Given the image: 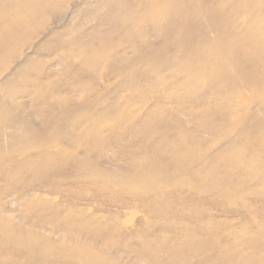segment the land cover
Listing matches in <instances>:
<instances>
[{
  "label": "rangeland",
  "instance_id": "obj_1",
  "mask_svg": "<svg viewBox=\"0 0 264 264\" xmlns=\"http://www.w3.org/2000/svg\"><path fill=\"white\" fill-rule=\"evenodd\" d=\"M163 4L168 20L156 16ZM254 10L238 0H0V33L9 28L0 36V264H108L103 242L111 255L134 248L144 208L137 201L152 187L139 173L130 187L138 163L158 181L175 172L146 207L152 233L164 225L162 213L184 212L187 223L220 224L206 241L242 225L263 244L264 87L248 86L259 87L253 73L264 71V4L255 13L262 23L236 36L251 48L234 54L242 65L216 51L211 28L217 15L230 37ZM92 129L96 149L81 137ZM170 150L188 154L181 169ZM82 153L105 165L100 176L89 171L86 186L69 174ZM124 201L137 207L112 206ZM56 218L79 222V239L65 240ZM132 257L117 262L139 264Z\"/></svg>",
  "mask_w": 264,
  "mask_h": 264
},
{
  "label": "bare ground",
  "instance_id": "obj_2",
  "mask_svg": "<svg viewBox=\"0 0 264 264\" xmlns=\"http://www.w3.org/2000/svg\"><path fill=\"white\" fill-rule=\"evenodd\" d=\"M192 1V0H191ZM229 1V0H228ZM239 4H250L251 7L257 6V10L251 11L249 15L251 16L249 22L247 24H241L237 27H233L230 32V37H226L222 30L218 29V23L216 22L217 15H215V21H212V30L216 34V40L213 47L216 51L221 55H227L228 63H233L234 66H239L242 63L238 60L235 61L234 54L235 53H244L248 54L249 49L241 46L240 43L236 42V36L239 35V29H244L245 26L247 29L249 27H253L256 24L262 23L259 16L256 15V11L260 10V4H264V0H238ZM205 4V2L203 3ZM161 11H158L159 14H156L158 18L162 17L168 20V11L167 5L163 4L160 6ZM263 11V10H262ZM180 16V17H179ZM220 16V15H218ZM222 16V15H221ZM148 18H150L148 16ZM179 19L183 20L181 15H178ZM150 19H155L154 17ZM180 23L182 21L179 20ZM171 25V22L169 23ZM250 25V26H249ZM244 26V27H243ZM9 28L3 27L0 33V36L4 33H8ZM16 33V32H15ZM174 32H166L165 35L167 37H172ZM13 35V34H12ZM170 35V36H169ZM1 39V38H0ZM226 40V41H225ZM5 49V45L0 42V51ZM219 55V56H220ZM262 56V55H261ZM259 56V57H261ZM153 58V57H150ZM149 58V60H150ZM148 60L147 58H144ZM153 60V59H151ZM261 63V62H260ZM229 65V64H227ZM252 67H256L255 63H252ZM229 69V68H228ZM264 69V68H263ZM233 70V69H232ZM258 70H255L253 74H256L259 77L260 86L259 87H252L248 86L249 90L252 92H260L262 91V87H264V71H262L259 75L257 74ZM234 72V71H233ZM232 72V73H233ZM230 73V72H229ZM235 74V73H234ZM189 80H185V83H188ZM261 88V89H260ZM255 95V94H254ZM241 99H244V95H240ZM242 106L247 104L249 101L248 99L241 100ZM17 110V108H16ZM17 128L22 127V121H16ZM216 128V127H215ZM92 134L90 135H82L84 137L88 146L91 149L99 148V143L96 142L97 133L94 129H92ZM181 143V142H179ZM158 149H161L160 147ZM167 149V148H166ZM163 150L165 147L163 146ZM162 151V149H161ZM163 152V151H162ZM169 157L177 161L178 169L182 168V161L181 159L189 158L188 154L186 155H178V150H170L168 152ZM159 157V152L157 153ZM40 156L34 158L30 157L22 164V169L30 163L34 162ZM1 158V157H0ZM42 159V158H41ZM40 159V160H41ZM250 162V160H248ZM105 166L103 163L100 162V157H97L93 160L89 159L87 153H82L75 158V167L74 169L69 171L70 176H78L83 178L82 183L83 186L90 184L88 181V174L89 171L94 168V172L98 173L100 176V172L97 167ZM21 169V170H22ZM181 172V171H180ZM138 173L142 175L143 180L148 181L149 184L152 186L150 192L144 196V199H139L137 202H143L144 208L140 209L142 212L141 222L139 226L134 229L132 232V239L135 240L137 243L134 248H125L120 254L116 253L115 255H111L110 245L108 246L107 243L103 242V255L101 256L103 259L107 260L108 264H118L117 260H122L128 256H133L132 258H136V262L139 264H264V242L261 244L259 239L253 237L252 239H248L251 234L246 230V226H239L237 229L230 228L229 230L224 231V233L218 236L216 241L207 240L202 237V235L206 234L210 237H213V233L216 231L217 227L220 225L218 222L214 220L212 217H195L191 223H187L186 220V213L184 212H173L171 213H162L164 218V225L160 227V230L156 233H152V227L156 224V219L154 217L148 216L150 209H146L153 202V191L157 186L162 183H165L167 180H171L172 175L175 173L173 170L169 171L166 174L162 175L160 181L155 180L154 178L147 177L144 175V171L142 165L140 163L137 164L135 170V177L133 178V185H137L140 180H136ZM199 179H205L203 173L198 174ZM98 185L97 190L99 191H106L107 186L102 189ZM122 186V185H120ZM125 187V186H124ZM130 187H127V192L134 193L133 190H129ZM121 190H124L120 188ZM134 189V188H133ZM125 191V190H124ZM105 194V193H104ZM132 197L131 195H128ZM32 200L28 202L30 207H43L47 204H31ZM136 201V200H135ZM134 201V202H135ZM137 202L132 203V201H124V202H113L112 206L126 211H131L137 207ZM10 203H13L11 201ZM115 215V214H114ZM118 217L117 215L112 219V223L108 224L110 226L108 229L110 234H114L116 232V226L118 225ZM55 223L53 227H58L61 230L62 236L65 240H77L79 239L78 235L80 234V225L79 222L74 221L73 219H61L56 218L54 220ZM52 222H48L45 224H50ZM232 226V225H228ZM151 229V230H150ZM245 229V230H243ZM259 230V227L257 226ZM152 231V232H151ZM134 234V235H133ZM239 236H244V239H247L244 243V246H239L240 242L238 241ZM94 240V239H93ZM232 242L235 246L231 248L229 242ZM239 247H238V246ZM70 253H75L74 250H70ZM78 260L76 258L68 261H62L61 264H78L76 263ZM120 264V263H119Z\"/></svg>",
  "mask_w": 264,
  "mask_h": 264
}]
</instances>
